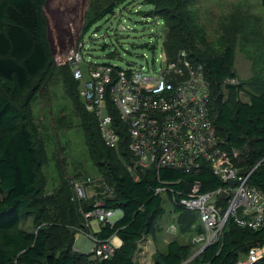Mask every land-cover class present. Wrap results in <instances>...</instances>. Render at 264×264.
<instances>
[{"label":"trees","instance_id":"1","mask_svg":"<svg viewBox=\"0 0 264 264\" xmlns=\"http://www.w3.org/2000/svg\"><path fill=\"white\" fill-rule=\"evenodd\" d=\"M47 1H0V264H136L139 241L150 230L152 222L165 213L162 197L156 194V189L163 184L159 183L154 173L145 175L140 181L134 180L118 154L105 146L93 114L99 141L125 171L122 176L119 170L109 164L117 196L107 199L105 205L107 209L120 210L123 214L116 222L102 225L94 235L101 242L111 241L118 236L123 245L115 250L111 259L103 261L94 262L91 255L75 252L74 237L78 231H72L71 228L77 229L83 224L78 223L80 219L73 218L76 207H69L67 210L65 207L59 208L57 216L60 221L49 216L53 221H49L46 226L41 223L38 225L36 218V232L23 228L25 221L38 213L43 214L49 210V203L55 202L51 197L44 198L45 186L40 185L38 176L40 151L35 145L34 134L25 123L23 111L14 103L34 85L52 62L47 41ZM262 4L264 6V0ZM117 9V5L112 4L90 20L82 32L81 43L97 23L116 13ZM178 17L170 16L168 10L159 16L166 27L170 24L172 31L165 42V51L172 57L177 51L187 49L205 66L212 90L210 109L215 117L217 133L225 139L227 150L239 152L235 164L241 172L253 170L251 186L264 192V90L249 93V102L231 104L224 101L222 83L235 78L233 50L227 49L218 58L203 54L197 48L194 30L186 24L187 19ZM230 89L237 93L242 87L230 86ZM121 152L129 157L125 145ZM160 178L171 182L181 178L191 180L184 173L170 169L161 170ZM200 179L203 181L204 191L224 185L210 171L203 173ZM92 208L93 205L88 206L84 211ZM68 209L69 219H72L67 221L72 225L71 228L60 219V215L69 211ZM174 209L183 219L184 228L189 230L191 225L197 224L196 214L178 206ZM202 232L199 225L197 234ZM51 241H54V247L51 246ZM262 243L264 227L253 231L239 228L233 221H229L220 241L207 247L188 264H236L252 247ZM193 248L173 241L168 245L166 254L155 259V264H183L193 256ZM54 251L60 252L58 254ZM256 264H264V259Z\"/></svg>","mask_w":264,"mask_h":264},{"label":"rangeland","instance_id":"2","mask_svg":"<svg viewBox=\"0 0 264 264\" xmlns=\"http://www.w3.org/2000/svg\"><path fill=\"white\" fill-rule=\"evenodd\" d=\"M112 4L118 7L116 15L96 24L82 41L86 58L90 57L93 62L123 69L153 67L172 33L170 24L163 29V19L159 18L168 10L170 16L187 19L186 24L194 30L197 48L203 54L218 58L227 49L233 50V79L242 90L235 93L230 87L223 88L224 101L245 103L250 100L249 93L264 90L262 0H48L45 16L52 62L34 85L14 102L23 111L25 123L40 151L38 176L40 185L45 186L44 198L55 199L51 204L48 202L49 210L38 213L40 217L36 214L25 221L23 228L29 232L38 229L36 218L42 226L53 221L52 218L59 222L57 212L62 207L66 210L76 207L73 218L80 219L78 223L82 224L88 206L117 196L109 164L122 176L125 171L99 141L97 123L86 109L81 82L73 77L72 71V57L82 44L83 30L90 20ZM95 33L97 36H93ZM89 179L92 183L88 185V199L76 202L73 182ZM162 201L165 213L152 222L150 230L139 241L136 264H155V259L166 254L168 243L173 241L195 247L193 238L197 235L199 218L188 230L171 202L166 197ZM70 209L60 215V219L71 228L67 221L72 219H69ZM121 215L120 211L115 212L110 223L119 220ZM71 230L88 233L82 227ZM51 246H55L54 241ZM54 252L59 254L60 251ZM189 259L183 264H188Z\"/></svg>","mask_w":264,"mask_h":264},{"label":"built area","instance_id":"3","mask_svg":"<svg viewBox=\"0 0 264 264\" xmlns=\"http://www.w3.org/2000/svg\"><path fill=\"white\" fill-rule=\"evenodd\" d=\"M161 25L166 28L164 21ZM86 54L83 42L73 54L72 71L81 82L82 100L96 117L105 146L118 154L134 180L156 174L163 184L156 194L199 217L203 232L193 238L196 249L188 263L220 241L229 221L253 231L264 227V192L251 186L253 170L242 173L235 164L239 152L227 150L225 139L218 135L205 66L189 50L181 49L171 57L163 49L153 67L136 70L130 65L123 69L93 62ZM238 85L233 78L222 83L224 89ZM124 145L128 158L121 152ZM163 169L182 172L191 180L163 181ZM206 171L224 185L204 191L200 177ZM90 183L92 179L73 182L76 202L88 199ZM114 213L98 202L84 211V217L102 227ZM88 237L93 259L114 256L117 248L111 241L101 242L93 233ZM262 259L264 243L252 247L236 264H256Z\"/></svg>","mask_w":264,"mask_h":264},{"label":"crops","instance_id":"4","mask_svg":"<svg viewBox=\"0 0 264 264\" xmlns=\"http://www.w3.org/2000/svg\"><path fill=\"white\" fill-rule=\"evenodd\" d=\"M249 102V101H248ZM163 198V197H162ZM169 200V199H168ZM170 202V201H169ZM172 205V204H171ZM120 211V210H118ZM117 212V211H115ZM122 213V211H120ZM190 212V211H189ZM191 213H194V212H191ZM123 214V213H122ZM196 214V213H194ZM197 215V214H196ZM198 216V215H197ZM122 217V215H121ZM199 218V217H198ZM113 223V222H112ZM199 225L201 226L200 222H199ZM82 229H85L88 231V233H84L82 232V230H77V234H75V237H74V245H73V250L77 253H80V254H83V255H89L90 254V249L92 247V242L91 240L89 239L88 235L91 234V233H97L100 231L101 227L98 225L97 222L95 221H92V222H88L84 221V223L82 224ZM112 244L118 249L120 248L122 245H123V241L118 237H114L112 240H111ZM170 243H168L169 245ZM167 245V247H168ZM196 249V247H195ZM92 261H96L95 259H91Z\"/></svg>","mask_w":264,"mask_h":264},{"label":"water","instance_id":"5","mask_svg":"<svg viewBox=\"0 0 264 264\" xmlns=\"http://www.w3.org/2000/svg\"><path fill=\"white\" fill-rule=\"evenodd\" d=\"M206 249V248H205Z\"/></svg>","mask_w":264,"mask_h":264}]
</instances>
